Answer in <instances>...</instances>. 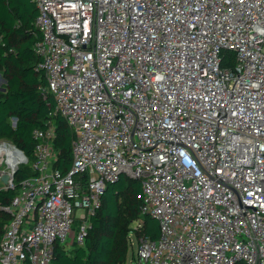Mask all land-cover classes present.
<instances>
[{"label":"built area","instance_id":"obj_1","mask_svg":"<svg viewBox=\"0 0 264 264\" xmlns=\"http://www.w3.org/2000/svg\"><path fill=\"white\" fill-rule=\"evenodd\" d=\"M33 1L43 92L77 139L63 173L55 128L34 131L36 176L4 185L0 264L84 246L122 176L160 226L140 263L264 264V0Z\"/></svg>","mask_w":264,"mask_h":264},{"label":"trees","instance_id":"obj_2","mask_svg":"<svg viewBox=\"0 0 264 264\" xmlns=\"http://www.w3.org/2000/svg\"><path fill=\"white\" fill-rule=\"evenodd\" d=\"M39 10L33 0H0V140H9L27 157V164L36 162L38 141L35 130L55 128L54 148L58 153L56 167L63 173L72 166L73 143L77 137L66 120L57 112L51 95L45 97L47 80L35 46L41 40L36 27ZM221 67L232 69L236 54L224 50ZM17 119L16 126L13 120ZM36 176L19 168L15 185L19 187L27 178ZM140 183L122 176L108 183L102 206L91 218V227L85 245H77L70 253L58 244L54 264H126L131 247L130 237L135 235L158 240L160 226L156 219L142 215ZM17 195V190H0V243L12 221L5 209ZM138 222L140 227H132Z\"/></svg>","mask_w":264,"mask_h":264},{"label":"rangeland","instance_id":"obj_3","mask_svg":"<svg viewBox=\"0 0 264 264\" xmlns=\"http://www.w3.org/2000/svg\"><path fill=\"white\" fill-rule=\"evenodd\" d=\"M4 82L0 79V87ZM0 142H5V143H9V144H13L11 141L9 140H0ZM18 168H22L24 171L30 172L33 168V165H28L26 163V160H23V162H21L18 165ZM0 171L2 172H12L11 167L7 164L4 163L1 167H0ZM130 181L131 179L128 178ZM4 189V184L0 181V190ZM80 215H82V211L80 213ZM139 223H133L132 227L134 228H138ZM77 224L74 227V231H77ZM132 239H133V244H131L130 250H129V254L127 256V261L126 264H142L139 261V256H138V238L132 234ZM82 247V246H79ZM73 250H69V252L71 253Z\"/></svg>","mask_w":264,"mask_h":264},{"label":"bare ground","instance_id":"obj_4","mask_svg":"<svg viewBox=\"0 0 264 264\" xmlns=\"http://www.w3.org/2000/svg\"><path fill=\"white\" fill-rule=\"evenodd\" d=\"M4 152L8 157V165L11 169H16L18 165L23 162L24 158L18 151V148L13 144L2 143L0 145V153Z\"/></svg>","mask_w":264,"mask_h":264},{"label":"water","instance_id":"obj_5","mask_svg":"<svg viewBox=\"0 0 264 264\" xmlns=\"http://www.w3.org/2000/svg\"><path fill=\"white\" fill-rule=\"evenodd\" d=\"M15 120V125L17 124V119ZM18 151L20 152V154L23 156L24 160H26V163L28 162L27 157L25 156V154L18 149ZM19 168L17 167L16 169H13L11 173H7V174H3L1 177V181L4 185H7L9 183V181H13L15 179V175L17 174Z\"/></svg>","mask_w":264,"mask_h":264}]
</instances>
